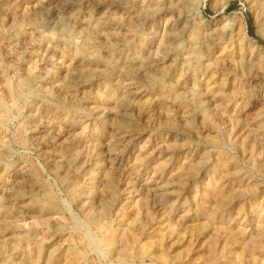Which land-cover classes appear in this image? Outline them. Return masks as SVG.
<instances>
[{
	"label": "rangeland",
	"instance_id": "1",
	"mask_svg": "<svg viewBox=\"0 0 264 264\" xmlns=\"http://www.w3.org/2000/svg\"><path fill=\"white\" fill-rule=\"evenodd\" d=\"M0 264H264V0H0Z\"/></svg>",
	"mask_w": 264,
	"mask_h": 264
}]
</instances>
